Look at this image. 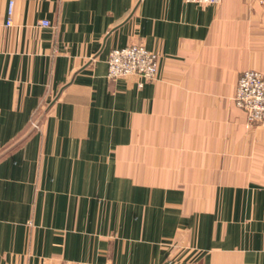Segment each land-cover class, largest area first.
Instances as JSON below:
<instances>
[{"label":"crops","instance_id":"crops-1","mask_svg":"<svg viewBox=\"0 0 264 264\" xmlns=\"http://www.w3.org/2000/svg\"><path fill=\"white\" fill-rule=\"evenodd\" d=\"M134 44L159 55L141 88L108 78ZM249 70L251 0H0V264H264Z\"/></svg>","mask_w":264,"mask_h":264},{"label":"built area","instance_id":"built-area-1","mask_svg":"<svg viewBox=\"0 0 264 264\" xmlns=\"http://www.w3.org/2000/svg\"><path fill=\"white\" fill-rule=\"evenodd\" d=\"M197 5H220L224 0H184ZM264 5V0H251ZM13 14V4L10 7ZM12 24L9 18L7 25ZM42 26H50L49 21H42ZM159 55L147 49L143 44H134L114 49L108 60V78L118 80L126 77L141 79L139 87L145 82H152L158 76ZM234 103L242 110L250 125H264V74L249 70L243 72L238 80ZM89 264V263H82ZM94 264V263H90Z\"/></svg>","mask_w":264,"mask_h":264},{"label":"rangeland","instance_id":"rangeland-1","mask_svg":"<svg viewBox=\"0 0 264 264\" xmlns=\"http://www.w3.org/2000/svg\"><path fill=\"white\" fill-rule=\"evenodd\" d=\"M234 96H235V95H234ZM233 101H234V99H233ZM234 104H235V103H234ZM235 106H236V105H235ZM238 109H239V108H238ZM37 126H38V125H37V124H35V127H37ZM176 254H177V253H176ZM176 254H175V255H176ZM180 254H181V252H180ZM89 264H90V263H89ZM94 264H95V263H94Z\"/></svg>","mask_w":264,"mask_h":264}]
</instances>
